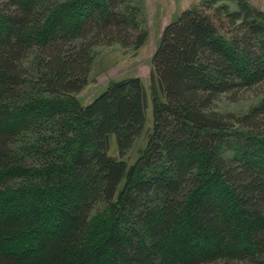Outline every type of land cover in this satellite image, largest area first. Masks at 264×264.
Returning <instances> with one entry per match:
<instances>
[{
    "label": "trees",
    "instance_id": "1",
    "mask_svg": "<svg viewBox=\"0 0 264 264\" xmlns=\"http://www.w3.org/2000/svg\"><path fill=\"white\" fill-rule=\"evenodd\" d=\"M147 35L134 0H0V264H264V11L201 0L164 26L127 164L142 80L75 93L94 46Z\"/></svg>",
    "mask_w": 264,
    "mask_h": 264
},
{
    "label": "rangeland",
    "instance_id": "2",
    "mask_svg": "<svg viewBox=\"0 0 264 264\" xmlns=\"http://www.w3.org/2000/svg\"><path fill=\"white\" fill-rule=\"evenodd\" d=\"M141 6L146 28L147 38L136 50L125 48L117 43L94 46V59L91 64L86 85L75 93L77 99L85 104L100 93L110 81L128 76H138L146 89L148 105L146 120L141 134L136 138L127 153L120 157L127 164L132 163L146 142L147 131L151 127L150 103V73L152 72V55L157 48L164 26L174 20L179 13L201 0H134ZM251 5L264 11V0H248ZM234 7L232 3H229ZM253 92H248L240 98L231 100L223 95L214 103V108L222 112L241 114L258 100ZM109 153L118 157L114 135H110ZM101 205H97L99 209ZM96 210V209H95Z\"/></svg>",
    "mask_w": 264,
    "mask_h": 264
}]
</instances>
